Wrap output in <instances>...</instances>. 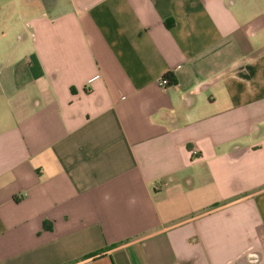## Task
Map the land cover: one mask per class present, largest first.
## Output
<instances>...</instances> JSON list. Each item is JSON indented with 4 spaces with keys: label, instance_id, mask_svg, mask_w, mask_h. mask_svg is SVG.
<instances>
[{
    "label": "crops",
    "instance_id": "crops-1",
    "mask_svg": "<svg viewBox=\"0 0 264 264\" xmlns=\"http://www.w3.org/2000/svg\"><path fill=\"white\" fill-rule=\"evenodd\" d=\"M0 264H264V0H0Z\"/></svg>",
    "mask_w": 264,
    "mask_h": 264
},
{
    "label": "built area",
    "instance_id": "built-area-1",
    "mask_svg": "<svg viewBox=\"0 0 264 264\" xmlns=\"http://www.w3.org/2000/svg\"><path fill=\"white\" fill-rule=\"evenodd\" d=\"M159 85H160L161 87H166V86H168V85H169V81H168V79H167V78H162V79L159 81Z\"/></svg>",
    "mask_w": 264,
    "mask_h": 264
},
{
    "label": "trees",
    "instance_id": "trees-1",
    "mask_svg": "<svg viewBox=\"0 0 264 264\" xmlns=\"http://www.w3.org/2000/svg\"><path fill=\"white\" fill-rule=\"evenodd\" d=\"M164 78H167V79H168V81H169V76H166V77H164ZM169 84H172V83H171V81L169 82Z\"/></svg>",
    "mask_w": 264,
    "mask_h": 264
}]
</instances>
